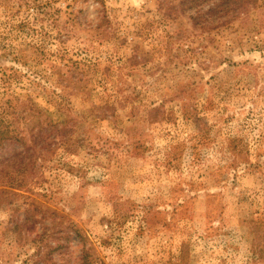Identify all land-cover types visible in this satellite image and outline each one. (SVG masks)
Returning <instances> with one entry per match:
<instances>
[{
    "label": "rangeland",
    "instance_id": "1",
    "mask_svg": "<svg viewBox=\"0 0 264 264\" xmlns=\"http://www.w3.org/2000/svg\"><path fill=\"white\" fill-rule=\"evenodd\" d=\"M183 1L0 0V264H264V0Z\"/></svg>",
    "mask_w": 264,
    "mask_h": 264
},
{
    "label": "trees",
    "instance_id": "2",
    "mask_svg": "<svg viewBox=\"0 0 264 264\" xmlns=\"http://www.w3.org/2000/svg\"><path fill=\"white\" fill-rule=\"evenodd\" d=\"M259 0H184V11H187L188 17L192 21L195 29L201 31H208L218 29L224 25L229 24L238 16L248 12L251 7L256 6ZM212 4L208 8V6ZM51 125V123L49 124ZM52 127V125L50 126ZM49 131L48 125H41L38 131L34 133L32 139L21 140L20 143L23 146L21 151H14L10 157L0 155V178L4 180L10 178L14 174L24 175L23 180L13 190H26L28 189L29 180L36 172L38 160L42 158L41 151H43L44 144L46 142L47 133ZM59 132V136L63 131ZM50 136V135H49ZM48 140V138H47ZM13 188L12 186H10ZM2 190H0V193ZM57 224H53L55 226ZM44 228V229H43ZM43 232L39 236V240L44 242L49 227L42 225ZM53 231V229L51 230ZM49 231V232H51ZM60 242V240H58ZM62 247L61 242L57 245L56 249ZM56 249H52L53 251ZM41 256V255H40ZM24 262L32 260L25 256ZM26 262V263H27ZM25 263V264H26Z\"/></svg>",
    "mask_w": 264,
    "mask_h": 264
}]
</instances>
